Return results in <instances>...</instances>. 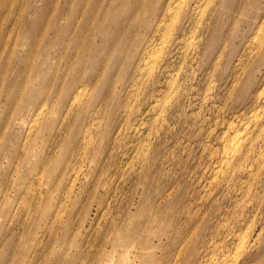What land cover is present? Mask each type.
<instances>
[{"label":"rangeland","instance_id":"1","mask_svg":"<svg viewBox=\"0 0 264 264\" xmlns=\"http://www.w3.org/2000/svg\"><path fill=\"white\" fill-rule=\"evenodd\" d=\"M262 21L0 0V264H264Z\"/></svg>","mask_w":264,"mask_h":264},{"label":"bare ground","instance_id":"2","mask_svg":"<svg viewBox=\"0 0 264 264\" xmlns=\"http://www.w3.org/2000/svg\"><path fill=\"white\" fill-rule=\"evenodd\" d=\"M261 31H264V21H262L259 25V28H258V32ZM259 34V33H258ZM257 35V34H256ZM255 35V36H256ZM260 37V36H259ZM261 38H263V36H261ZM258 39V37L256 38V40ZM263 41V40H261ZM258 42H259V39H258ZM260 47V46H259ZM262 92V91H261ZM86 89L84 87H81L77 90V92L74 94V97H73V101H78L80 99L81 96H84L86 95ZM43 106L40 108V110L35 114V117L33 118V120L37 119L38 116L41 114L42 110H43ZM250 137L252 136L251 134L249 135ZM248 136V137H249ZM244 139H246V137H243ZM242 137H239L238 135L235 137L234 141L232 142V145L229 147V150L227 152V154H231V155H235V154H241V150H242V144H243V139ZM235 263V262H234ZM222 264H230L228 262V260L225 258L223 261H222Z\"/></svg>","mask_w":264,"mask_h":264}]
</instances>
